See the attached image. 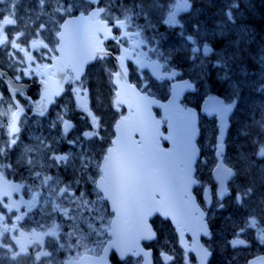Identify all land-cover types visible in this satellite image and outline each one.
Listing matches in <instances>:
<instances>
[{
  "label": "flooded vegetation",
  "instance_id": "1",
  "mask_svg": "<svg viewBox=\"0 0 264 264\" xmlns=\"http://www.w3.org/2000/svg\"><path fill=\"white\" fill-rule=\"evenodd\" d=\"M84 1L87 4V0ZM215 1L216 0H189L190 8L187 9L188 12L186 11L184 15L189 20V22L184 24L185 35H179L177 33L172 35L174 30L182 31L180 30L181 27L176 26L169 32L168 36L165 37L174 39L183 38L186 42L191 43V41L186 39L187 35L191 34L194 38L203 43L204 38H202L201 33H208L206 37L207 42L216 47L215 53L209 56L211 59L210 82L212 88H218L222 85L217 77V68L212 66V63L218 57V53L223 52L224 50H231L236 55L240 54L244 49L245 40L249 39V46H257L261 50V55H264V0H239V7L232 10L235 15V24L229 23L225 19L227 5H229L228 3H231L232 0ZM9 2L12 4V12H14L10 16L17 21L14 26H4V34L9 35L10 38L20 35L21 33L31 36L33 30H38L37 25L43 24L49 28V26L46 25L47 23L49 24V17H46L45 21L41 23L36 21L37 18L30 20L28 24L25 23L24 18L22 19L23 21L19 20L20 17L18 16V13L28 11L31 15L33 7H41L38 6L37 3L33 4L35 0H3V3H0V13L9 15V12L3 9V6L7 5ZM177 3H179V1H177ZM53 6L54 4L52 6H47L46 4L42 7L46 10H50ZM81 11H83V8L74 9L71 15H77L78 13H81ZM118 14H120V11H118ZM66 17L67 16L63 17L59 24H62ZM191 21L195 22L194 25L200 26L199 31H193V33L191 32V29L189 28V26L193 25ZM0 23H2V21H0ZM221 23L226 26V36L219 38L214 37L212 33L217 30V25ZM99 26L102 27V25ZM136 26L137 24L133 23V25L127 29V31L131 33H135L137 31L141 32V35H133L128 40L123 42V48L128 49L127 53H124L122 48L118 47L115 41L112 39H103V35H101L103 45L101 44L100 46L105 48L109 53H111V55L106 56L104 59H96L95 62L87 67L86 72L79 76V81L76 80V74L72 70H68L65 89L60 96L57 95V87L59 86V83H55V78L58 74L52 66L55 58H51L47 54L40 56L38 55L36 49H29L33 60L27 61L24 52H17V50L11 49L10 47L4 48L3 46H0V67L5 71L3 75H0V84L8 93L13 105L11 123L8 124V126L10 127L13 125L12 114L16 109L15 102L18 101V103L21 104L22 108L26 111L25 116L20 123L19 132L16 134L17 143L9 148L8 141H10L13 137L10 135V132L7 136L3 130V127L6 126L7 122L0 109V147H3L5 151L4 158L0 159L5 168V172L0 169V180L5 177L19 181L23 185V188L13 195H5V191L0 192V200L3 201V204L19 205V211H16L14 207L12 212H8L7 209L0 207V214H4L6 217H11V219H7L6 222L10 227L15 225L16 230L10 231L7 235L17 237L19 242L21 238H26V225L30 221L24 218L26 215H23L22 219L19 221L16 220V217L21 216L22 213H27V215H33L35 213V207L33 206L29 209L24 202L32 201L34 193H38L40 200L38 203L39 210L41 208L46 210L49 209L52 204H49L48 201L57 204L55 199H45L46 192L41 186H39V190L31 193V181H35L37 184H41V182L36 178V176L30 175L31 178L27 177L30 169H27L29 165H27L25 161L29 159L34 161L36 156H38V159L43 162L45 169H47L48 174L53 177L54 181H56L55 187L58 191L60 188L73 183L75 185V189L71 190L69 188V190L74 192L76 195L79 196L80 193H84L85 197L89 198L92 195H97L96 186L93 184V180L95 179L98 181L100 173L96 167V163H102L103 157L107 153V149H109L112 145V140L115 135V121L118 117L126 113V108L124 106L121 105L118 108L116 107V87L114 85V77L110 76V72L118 71L121 68L129 74L130 80L136 83L141 90L166 100L169 95V92L167 93L169 86L176 79L157 81L151 76L149 70H142L136 65V61L143 57H146L149 60L161 59L166 65L167 71L172 70L175 67L182 68L184 70V74L180 78H189L195 82L197 90L195 94L189 93L185 96L183 101L185 107H194L200 111L205 97L213 95L222 96L219 94L220 91L216 94L214 90L210 93H203L204 81L200 78V76L198 77V73L193 70V66L198 59H191V50L190 53H186L187 55L184 56L185 59H182L181 64L168 66L156 53V51L152 50L156 49L154 46L155 42L150 40L151 38L148 39V37H144V33H146L144 31L145 28L141 26L137 28ZM109 27H111L110 24ZM241 27L244 29L250 27V33L244 34V29ZM51 30L52 33H54L56 30L55 26L52 27ZM120 31L122 32L124 30ZM52 33L47 31L42 32L40 38L49 37L50 40L55 41L56 37ZM116 34L119 33L117 29L113 28L112 35ZM252 39H256V41H253ZM233 41L239 43V45H233ZM45 42L49 41L45 40ZM21 46L23 48H28V45L26 44H22ZM57 55L58 54H54L55 57ZM118 56H125L122 64L116 59ZM10 57H12L15 61L8 60ZM21 57H24L27 61L23 64V66L22 64L17 63ZM258 62L259 65L253 63V66H249L252 70L250 72H257L258 70L261 71L262 68H264V63H261L260 60H258ZM244 63L245 62H242V64ZM45 65H47V67H45ZM23 67L24 69L27 67L28 71L30 73H35V75L28 77L20 75L24 71ZM237 67L238 62L237 65H235V68ZM14 69L16 71V75H20V79L18 81L14 79ZM237 73L238 72L234 71L232 73L233 77L236 76L238 78L239 76ZM14 84L18 86V89L17 87H13ZM81 85L83 87H80ZM73 88H77L79 90V94H74L72 91ZM52 93L55 94L54 101L51 104H48L50 98L47 96L45 97L44 95ZM112 95H114L115 100V111L118 112L116 114H112L115 112L111 104ZM44 103L47 105L46 108ZM80 104H84L86 106L87 113L79 108ZM41 112H43V115H40ZM156 112L159 116L161 115L160 109L157 108ZM117 114L119 116L113 121V116ZM58 116L67 120L71 125L66 138H61V134L63 132L62 123H57L55 128L51 127L52 122L56 121ZM92 117L96 118L95 123L97 124L99 135L93 137L91 140L81 138L80 145H82V147L79 145L68 144L66 140L75 139L84 131H92ZM208 120H213V118L206 114H201L199 116V125L201 129L198 143L201 148V157L197 164L198 174H200V167L207 156V145L205 144L204 137L207 130ZM38 137L45 138L47 143L57 149L56 154H75L81 151L88 152L93 158V163L90 165L87 174L81 173L79 159L73 161L71 166H51L44 151L37 150ZM53 140L56 141L55 144L52 143ZM164 144L166 145L167 143L164 142ZM26 147L32 148L33 151L26 153ZM21 165L23 166L21 167ZM24 177L27 178L24 179ZM236 178H238V175ZM59 180H61V183H58ZM78 183L80 184L77 185ZM203 187L204 185L201 183L197 189L198 198L202 207L209 212L211 233L210 235L203 236L202 241L212 252L209 264H226L227 258L221 254V248L217 243H215V241H213L218 227L221 225L219 222H216L213 216V208L216 203L214 193L215 188H207L206 186V189H210L212 191L214 197L213 205L208 206L204 193L202 192ZM88 192L89 194H87ZM234 193L236 194L235 190L230 188V191L225 197L233 195ZM106 208L110 211V206L107 201ZM42 214L45 213L43 212ZM154 224L158 233L157 238L152 243L155 264L198 263V256L200 255L195 250H187L182 247L179 235L169 221L163 220L161 217H156ZM3 226V223H0V231L3 230ZM262 229H264V224H261L259 227L256 226L255 229L247 232V235L240 234L239 238L245 241V245H240L236 248L229 245L227 249L224 248L222 250H225L230 254L236 250H247V256L244 258L242 263L240 262V264H247L249 260L251 258H255V256H264V241L257 238ZM21 233H23V235H21ZM3 238L4 237H0V242ZM186 238L187 246L190 248L193 247V237L190 234H187ZM234 238L236 237H230L229 241ZM64 240L65 238L60 236V243ZM109 240L110 236L107 242ZM165 256H171V261L165 260Z\"/></svg>",
  "mask_w": 264,
  "mask_h": 264
},
{
  "label": "snow or ice",
  "instance_id": "2",
  "mask_svg": "<svg viewBox=\"0 0 264 264\" xmlns=\"http://www.w3.org/2000/svg\"><path fill=\"white\" fill-rule=\"evenodd\" d=\"M0 3H3V0H0ZM52 6L53 4L56 7L53 8V14H59L62 16H70L73 10L77 7L76 3L69 4L68 0H37L38 6ZM152 7H158L156 0H153ZM80 7H83L80 16L73 20H68L63 24H57L55 26L56 30L52 33L51 29H48L45 25H37L38 30H33L31 36L21 33L13 38H10L9 35L4 34V26L16 25L17 21L14 18H11L10 15H4L0 13V46L4 48H11L17 50V52H24L27 61H32L33 57L30 54L29 49H36L38 55L43 56L47 54L51 58H55L54 54L63 53L65 51L66 45L69 43L71 47L68 51L69 59L74 64H82L83 57L81 55L83 50V38L87 37V47L89 49V56L91 59H104L106 56L111 55L105 48L101 47L102 44L101 35L103 39H112L116 42L118 47H121L124 53L128 52L127 48H123V42L128 40L131 36L141 35L140 31L131 33L127 31L133 25V19L131 13L133 8H130L124 4L119 5L121 15L117 16L114 14V9L117 8V5L114 3V0H87V4H81ZM136 7L140 8V12H145L144 6L137 5ZM239 7V0H232V2L227 5L225 11V19L232 24H235V17L233 15V9ZM190 8L189 0H180L174 7V10L168 13L167 19L163 21L164 24L169 27L175 28L179 25L183 28V24L177 20V12L184 9ZM11 11V10H9ZM140 13H137L139 15ZM102 18V19H101ZM97 22V27L93 28L92 23ZM109 24L111 27H109ZM99 25H102L100 27ZM139 28V26H136ZM149 27H154L149 25ZM117 29L119 34L112 35V29ZM199 25H193L194 31H199ZM64 29V31H61ZM124 30V31H120ZM50 32L55 35V41L50 40L49 37L40 38L42 32ZM244 34H248L247 29H244ZM181 35H184L181 32ZM208 33H201L203 43H200L193 35H187L186 39L191 41L193 47L191 48V53L194 55L191 57L193 60L200 59L199 55L202 54L203 59H207L210 55H213L216 51V47L207 42ZM214 37H224L226 36V26L221 23L217 25V30L212 33ZM35 37V38H33ZM48 40L49 42H45ZM19 41V42H18ZM26 44L28 48H23L21 45ZM51 44V46H50ZM233 45L236 44L235 41L232 42ZM43 50V51H41ZM156 51V49H152ZM235 55H221L217 57L215 62L212 63L214 68H221L223 78L225 80L230 79V69L231 64L236 60ZM116 59L122 64L125 56H118ZM24 57L17 62L19 64H25L27 62ZM260 62L264 63V55H261ZM203 60H201V67H203ZM30 67V65H29ZM47 67V65H45ZM3 75V74H0ZM23 76L35 75V73H30L26 67L24 71L20 74ZM20 75H16L14 69V79L18 81ZM66 75V73L64 74ZM122 75L121 71L110 72V76L120 78ZM176 75L175 72L172 73V77ZM63 79V75L61 76ZM171 78V77H170ZM79 75H76V80L79 81ZM17 87V85H13ZM80 87H83L82 85ZM180 87V86H177ZM183 87L191 88L193 87L190 83H185ZM264 91V86H261L259 89ZM74 94H79L77 88L72 89ZM237 91L234 87L233 96L237 95ZM119 97V93H116ZM176 95H179L177 93ZM126 101L120 100L117 98L116 105L117 107L125 104ZM173 107L171 109L172 115L170 117L171 123L170 127L174 131L178 132L177 136H168L163 137L164 139H171L173 143L174 150L164 151L160 149L158 140L160 139L161 134L158 133L156 125L159 124V121H155L154 118L147 114L145 118L141 121H134L131 123L130 127L132 132L139 133L140 139L135 140L131 138L129 134L127 139H122L118 148H109L107 149V154L103 157L102 163H96V167L100 173L99 181L93 180V184L96 186L97 198L104 200H111L114 207L112 212L114 214H119L122 209H126L133 215L138 214L137 230L142 233H148L144 235L145 239L154 238V233H150L147 228V216L152 212H160L164 216H168L169 213L166 210H163L161 207H153V204L157 202V196L160 197L161 201H167L168 205L172 207H181L186 208L188 201L186 197L188 196L189 186L196 183V180L189 174L191 172V163L193 156L195 154V148L193 145V134L195 132V126L193 124L192 113L188 110L181 108L178 104H175V101L172 102ZM235 105V100L232 103H224L223 100L213 99L212 103L208 109L209 114H215L223 120L225 114L230 112ZM19 108V106L17 105ZM164 107L168 108L169 106L165 105ZM79 108L87 113V108L84 104H80ZM144 111L147 113V106L145 105ZM19 112H23L22 108H19ZM13 117L17 116V113L14 112ZM43 115V112L40 113ZM90 115V114H89ZM96 118L92 117V131H84L75 139L66 140L70 145H80L81 138L85 140H91L93 137L99 135L97 124L95 123ZM124 121H128V117H123ZM57 123L63 124V132L61 138H66L68 131L71 128V125L67 120H64L61 116H58L56 121H53L51 124L52 128L57 126ZM150 125L155 126V132L150 136L146 134V129ZM253 125L259 129L261 134H264V106H261V119L255 120L253 117ZM119 127V125H117ZM10 135L13 137L8 141V147L17 143L16 134L19 132V128L15 125L10 126L9 128ZM222 134V133H221ZM247 134V133H245ZM38 149L43 150L47 159L50 162L51 166L59 167L61 165L71 166L72 162L79 159L80 161V171L82 174H87L90 165L93 163V158L86 151H81L79 153H69V154H56L57 149L53 148L52 145L46 142L45 138L38 137ZM56 143L55 140L52 142ZM114 144L116 142H113ZM252 144L255 148V151L250 155H255L258 159H264V139L255 137L252 140ZM217 148L220 147V144L217 143ZM33 149L26 147L25 152L30 153ZM118 152V156H114L113 153ZM250 155L241 154V159L247 162V167L244 169L245 172H248L251 167H256L254 162L250 159ZM5 156V151L3 147H0V159H3ZM175 158H179L183 167H180L175 163ZM26 163L31 168L36 167L37 162L33 160H27ZM179 169L180 174L177 175L175 169ZM259 179L261 182H264V166H261ZM37 179L40 180L41 185L48 186V182L53 178L47 175H43L42 172L33 173ZM154 177L160 185L159 191L147 192L143 191L144 186L148 179ZM231 169H227L224 172V175L220 178L221 186L224 183V177H235ZM256 185L254 182H249L246 185H236L235 187V202L237 205L245 208L248 211L247 217L243 218V223L237 224L233 221V227L238 231H234L233 240L229 241V244L236 248L240 245H245V241L239 238V233L246 231L249 228L256 227L260 224L261 220H264V196H260L256 200V207H250L246 201L250 200L255 191ZM50 193H55V188L49 189ZM59 197H63L70 201V203L75 205L76 212L75 214H70L69 208H61L59 204H52L51 211H47L44 208H41L40 211L44 212L45 215L51 217L53 212L61 213L63 216L68 217L70 220L75 221L77 216H80L88 223L90 232L96 233L99 235L102 232H111V235L116 237L114 241L109 245V247H116L121 244V228L114 221L107 222L105 226V217L99 214V209H96V214L91 215L95 207V202L89 201L84 193H80L77 196L75 193H72L69 190V186H65L59 189ZM142 199V203H141ZM223 199V196H220V200ZM39 194L34 193L32 201L24 202L26 206L31 209L33 204H38ZM50 203V202H49ZM92 207H89V205ZM218 206L223 208V204L219 203ZM0 207L7 209L8 212H12L15 207L16 211H19V205H9L3 204V201L0 200ZM90 213L88 217L83 216V211ZM23 215L27 213H22L21 216H17L16 220L19 221L22 219ZM11 219V217H6L4 214H0V223H3V230L0 231V237H6L3 242H0V256H5L10 259H15L21 253L26 252V249L23 245H20V250L15 251L16 245L19 244V240L15 236L7 235L10 231L16 230V226L12 225L11 227L7 224L6 220ZM99 220L101 227L97 229L92 221ZM59 225H55L49 230L37 232L35 229L32 230L31 234L35 237L32 240V243L37 247H41L44 243V237H51L55 240L58 248H64V244L60 243V232L57 230ZM77 231H81L78 224L73 225V231L65 233L64 235L72 237L76 234ZM23 235V233H21ZM210 235V234H209ZM258 239L264 241V229L258 234ZM107 251V249H104ZM207 251V250H205ZM211 255V253H208ZM52 253L41 250L35 254V260L39 261L42 257L48 258L51 257ZM121 258L123 259V253ZM101 259H103L101 257ZM165 260L171 261V256H165ZM68 264H74V262H68ZM139 264V262H137Z\"/></svg>",
  "mask_w": 264,
  "mask_h": 264
},
{
  "label": "rangeland",
  "instance_id": "3",
  "mask_svg": "<svg viewBox=\"0 0 264 264\" xmlns=\"http://www.w3.org/2000/svg\"><path fill=\"white\" fill-rule=\"evenodd\" d=\"M177 1L180 2V0H173L170 3L169 0H164V1L156 0L158 7H152L151 5H153V0H143L140 3H138L137 0H133L130 3H128L125 0H114V3L117 5L116 9L118 11H120L119 5L121 4L133 8V12L131 13L133 22L138 26L144 27L145 30L148 32V35L151 38L150 40H153L155 42L154 46L156 48V53L159 56H161V58H163L168 65L172 64L175 66L182 63V60L179 58L181 57L184 60L185 59L184 56L190 53V50L193 47L192 43L186 42L183 38H177V39L169 38L167 42H162L165 40V37L168 36L169 32L174 29L164 24L163 21L167 19L168 13L174 10ZM68 2L69 4L76 3L77 7L75 9L83 8L80 7L81 4L86 5L84 0H68ZM36 3L37 0H35L33 4ZM141 4L144 6L146 10L143 13L140 12L139 7H136L137 5H141ZM54 7H56L55 4L50 10H46L44 7H40V8L33 7L31 15L28 13V11L24 13H18V16L20 17L19 20H22L24 18L25 23L28 24L30 20L37 18L36 21L41 23L45 21L46 17H49L50 18L49 24L47 23L46 25L49 26V28L51 29L52 27L59 24L62 19L61 15L53 14ZM3 9L8 11L9 15H12L14 13L12 12L11 2H9L7 5H4ZM116 9H114V14L121 15V12L120 14H118V11ZM186 11L187 9L177 12V20L183 24V28H180V30L182 31L174 30L172 35H174L175 33L181 35V32H183L185 35L184 24L189 22V20L184 16ZM137 13L140 14L137 15ZM196 21L199 22L198 20ZM191 22L193 25L195 24V22L193 21ZM149 25H153L154 27H149ZM193 25L189 26L192 33L194 31ZM177 27L180 26L177 25ZM241 28L244 29L243 27ZM250 29H251L250 27H247L248 33H250ZM252 40L256 41V39H252ZM236 45H239V43L236 42ZM191 55L193 56L194 54L191 53ZM196 55H199L200 59H198V61L195 62L193 66V70L196 71L198 73V77L200 76V78L204 81L203 93H210L214 90L215 93L217 94V92L220 91L219 94L224 96L226 103H232L233 100H235V104L238 111L231 120L234 122V126L229 128V130L230 129L231 130L228 133V138L225 146V154L223 159L227 166L232 167L236 170L238 175V178H235V180L232 181V184L230 185L231 189L235 190L236 185H246L249 182L255 183L256 188L254 194L250 198V200L246 201V203L249 204L250 207H256L255 202L257 198L260 196H264V182H261V180L259 179L260 176L259 169L261 165L264 166V159H258L255 155H250V154H252L255 151V148L252 144L253 138L259 137L261 139H264V134H261L259 132V129L253 125V117L255 118V120L261 119V106H264V97L262 96L251 97L249 96L250 94L247 93H253L254 89L250 87H257L259 84H261L263 80L264 70L259 71L262 77L261 78V77H257L258 75L255 76L251 75L250 71L252 70L249 68V66H253V63L259 65L258 60H260L261 50L257 46L250 47L249 39H246L244 49L240 54L236 55L231 50L228 51L224 50L223 52L218 53L217 54L218 57L221 55H235L237 57L235 62L231 64L230 79L225 80L223 78L222 69L217 67V77L219 78V80L220 79L225 80V83L223 82L222 85L219 86L218 88L211 87V82H210L211 59L208 57L205 60L203 59L202 54H196ZM8 60L15 61L12 57H10ZM201 60H203V64H204L203 67H201ZM237 62H238V67L235 68ZM242 62L245 63L242 64ZM234 71L235 72L242 71L244 72L245 76L241 74L239 78H237L236 76L233 77L232 73ZM246 74H248V76H246ZM242 78L244 79L242 80ZM234 87L238 93L235 97L233 96ZM248 89L249 91L247 92ZM169 90L167 91V93L169 92ZM111 104L113 110L115 111L116 108H115L114 95H112ZM0 109L2 115L6 118L7 123L6 126L3 127V130L5 131V134L8 136L9 128H10L8 124L11 123V113L13 110V105L8 93L4 90L1 84H0ZM116 113L118 112L115 111L112 114H116ZM212 118L213 120L207 121V130L204 137L205 144L207 145V149H206L207 156L200 167V176H202V182L204 185L203 189H206V186L207 188L208 187L215 188L214 193L216 197V201H215L216 203L214 204V208H213L214 209L213 216L216 222H219L221 225L218 227L217 233L215 234L213 241H215V243H217L218 246L221 248V254L225 258H227L226 264H240V262L242 263L244 258H246L248 252L247 250H236L235 252L230 254L222 249L228 248V246L230 245L229 244L230 237L234 236L233 235L234 231H238L233 227V221H235L237 224L243 223V218L247 217L248 211L245 208L236 204L235 193L227 197L224 196L222 200H220V197H218V184L213 178L212 171L218 161L216 157V148H217L216 145L218 143L219 125L216 117H212ZM241 154L250 155V159L254 162L256 167H251L248 172H245L244 169L247 167V162L241 159ZM34 161L37 162L36 167L31 168V171L27 175L28 178H31L30 175L35 176L33 173L38 171L42 172L43 175L50 176L47 172V169H45L43 162L40 159H38V156H36ZM22 166L23 165H21V167ZM28 168L30 169V166H28L27 169ZM0 169L4 170L5 172L4 165L2 164L1 161H0ZM27 177H24V179ZM243 177L245 178V180ZM0 182H2V180H0ZM55 183L56 181L52 179L48 182V186H43L39 183L37 184L35 181H31V193H34L37 190H39L40 189L39 186H41L42 189L46 192L45 199L47 200L55 199L56 203L59 204L61 208H65V207L69 208L70 214H75L76 212L75 205L70 203L69 200L58 196L59 191L55 187ZM58 183H61V180H59ZM79 184L80 183H78L77 185ZM68 186L71 190L75 189V185L73 183H70ZM50 188H55L56 192L50 193L49 191ZM87 194H89V192ZM86 198L91 202H95V207L91 215H95L96 209H99V214L105 217V226H107V222L111 221L113 216L110 213V211H108V209L106 208V203L103 201V199L98 200L97 195L94 196L92 195L90 197L93 199H90L89 197ZM49 202L50 201H48V203ZM219 203H222L224 205L223 208H220L218 206ZM49 204H54V203L50 202ZM89 207H92V205L90 204ZM51 208L52 205H50V208L47 209V211H51ZM81 211H83V209H81ZM42 213L43 212H39L36 216L37 218L34 217L32 221L26 225L25 233L27 235L33 236L31 234L33 229L39 231L49 230L52 227H54L55 226L54 224L59 220L61 221L60 223L62 225L65 224V226L66 225L71 226L70 229L71 231H73V225L78 224L81 231H77L76 234L72 237L65 236V240L62 242L64 244V248L62 249L58 248L57 244H55V246L53 244H50V246L44 248L37 247L36 249H33L34 251L32 252L30 258L25 260L22 256H17L13 260L14 264H62L64 256L77 257L86 252L100 253L104 245L106 244L107 240L109 239L108 232H102L99 235L90 232L88 223L80 216H77L76 220L73 221L58 212H54L51 215V217ZM60 214L62 215L61 218H60ZM89 215L90 213H88L87 211H83L84 217H88ZM92 223L97 229L101 227L99 220L92 221ZM261 224H264V220H261L260 224L257 225V227H259ZM36 225H38L39 228H37ZM252 229H255V227L249 228L246 231L239 233V235L240 234L247 235V232L251 231ZM53 248L54 251H57L58 253L60 252V254H56L48 258L42 257L39 261L35 260V254L37 252L44 250L49 253H53L51 251ZM8 259H9L8 257L0 256V264H11V261H9ZM137 262L140 263V260L138 261L137 259H130L124 262L123 264H137Z\"/></svg>",
  "mask_w": 264,
  "mask_h": 264
},
{
  "label": "water",
  "instance_id": "4",
  "mask_svg": "<svg viewBox=\"0 0 264 264\" xmlns=\"http://www.w3.org/2000/svg\"><path fill=\"white\" fill-rule=\"evenodd\" d=\"M72 20V19H70ZM69 39L70 38H67ZM68 46L71 47V44L68 43ZM85 50H82V57H83V63L82 64H74L70 61L68 53L66 51H64L63 53L60 54V56L58 57V61L56 62V64H63V66L60 65V67H63V70H65L68 67H80V68H85L86 65L93 61L94 59H91L89 56V49L87 47V45H84ZM137 64L139 65V67L141 68H147L149 67L152 74L157 77V78H162L164 76H168V75H164L162 76L159 72L158 66H152L151 64H148L144 61H137ZM122 75L120 78H116L115 77V84L117 85V92L119 93V98L120 100L126 101V103L124 104L127 108H128V121H124L123 117H121L116 125H115V130H116V136L113 140V142H116L115 144L113 143V146L110 148H118L119 144L121 142L122 139H127V136L130 134L132 139L135 140H139L140 136L139 133H135L132 132L131 130V123L134 121H141L145 118V116L147 114H150L155 121H159V124L156 125V128L158 129V133L161 134L160 139L158 140V144L160 149L164 150V151H170V150H174L173 147V143L171 139H166L167 141L170 142V146L169 147H164L163 146V137H168V136H177L178 132L174 131L173 128L170 127V117L172 115V107L173 105V101H175V104H178L181 108L184 109V107L181 105V99L183 98L185 92L187 91V87H183V85L186 83L185 81H179L176 83L175 87H173L172 89V95L171 98L167 101V102H161L157 99H153L151 97H149L147 94H143L141 93V91L130 82L128 74L126 71H123L121 68L120 70ZM59 73L61 74V72L59 71ZM180 86V87H177ZM61 87V84H59V86L57 87V89H59ZM116 92V93H117ZM177 93H179V95H176ZM213 99H218V98H208L205 103H204V111H208L212 100ZM222 100V99H220ZM145 105L147 106V113L144 111V107ZM160 106L163 110V118L167 120V132H164L163 130V125L164 122L162 120V118H157L154 110H153V106ZM165 105L169 106L168 108L164 107ZM44 106L46 108V103H44ZM231 111L228 112L227 114H225L223 120L219 118L220 121V125H221V135H220V147L219 150L217 152V156L220 159V162L218 164V166L215 168L214 170V177L217 180V182L219 183V191L220 192H224L227 191V182L231 179V177L225 176L224 177V183L223 186H221L220 183V178L222 175H224L225 170L227 169H231L228 168L226 165L223 164L222 161V152H223V142L226 138V134H227V127H228V117L230 115ZM192 118H193V124L195 126V132L193 134V145L195 148V154L193 156L192 159V163H191V172L189 173L195 180L196 183L192 184L189 186L188 189V196L186 197V200L188 201L187 207L186 208H181V207H172L170 205H168L167 201H161L160 197L157 196V202H155L153 204V207H161L163 206V210H166L169 215L168 216H164L162 215L160 212H152L149 216H147L146 220H147V228L149 230L150 233H154V238L156 237V231L154 230L153 224L151 222L152 218H154L156 215H159L161 217H163L164 219H169L171 220V222L173 223V225L177 228V231L180 234L181 237V242L183 244V246H186L184 243V237H185V231L184 228H187L186 231H188L189 233H192L194 235H196L197 239H199V241L196 242L195 244V248H197L198 245L201 244L200 241V236L201 234H207V232L209 231V227H208V222L205 220V216H203V220L202 221H197L196 220V214L201 212L200 211V207L198 205L197 202V198L196 195L194 194L193 190H194V186L197 184V179L195 178V173H196V162L197 159L200 155V149L199 146L197 144V138H198V134H199V125H198V117L197 115L192 114ZM117 125H119V127H117ZM155 132V126L154 125H150L148 129H146V134L148 135H152ZM137 135L139 136L137 138ZM114 156H118L119 153L115 152L113 153ZM175 163L177 165H179L180 167H183V163L179 158H175ZM233 171V169H231ZM176 174L179 175V169H175ZM150 176V174H149ZM160 189V185L159 182L154 178L151 177L148 179V181L146 182L143 191H147V192H152V191H159ZM208 197H210V193L207 192ZM110 203V207L111 210L114 207V205L112 204L111 200H108ZM141 203H142V199H141ZM115 223H117L120 228H121V241L122 243L117 245L116 247H109V245L112 243V241H114L116 239V237L111 235V232H109V234L112 236V239L107 243L105 249H107V251H103V253L99 256H92V255H85L83 257H81L79 260H75L74 264H113V262L110 259V255L111 252L113 250H115V252L118 254L119 258L121 260L126 259L128 256H135V257H143V262L141 264H154L153 261V250L152 249H148L144 246V242H150L152 240H154V238L152 239H145L143 238L144 235H147L148 233H142L139 232L137 230V222H138V214L137 215H133L130 212H128L126 209H122V211L119 214H114V218L113 220ZM197 230L199 231L198 234H196ZM199 242V244H198ZM194 248V249H195ZM123 253V259L121 258ZM101 257L103 259H101ZM209 259V255L208 253L206 254V257H204L202 259V263L201 264H207V261ZM73 262V261H70Z\"/></svg>",
  "mask_w": 264,
  "mask_h": 264
},
{
  "label": "bare ground",
  "instance_id": "5",
  "mask_svg": "<svg viewBox=\"0 0 264 264\" xmlns=\"http://www.w3.org/2000/svg\"><path fill=\"white\" fill-rule=\"evenodd\" d=\"M216 1H217V0H216ZM216 1H215V2H216ZM215 2H214V3H215ZM216 6H217V5H216ZM244 78H245V77H244ZM244 78H242V80H243ZM256 78H257V77H256ZM256 78H255V79H256ZM240 79H241V78H240ZM252 79H253V78H252ZM250 80H251V79H250ZM252 81H253V80H252ZM252 85H253V84H252ZM253 86H254V85H253ZM248 91H249V89L247 90V92H248ZM258 165H259V164H258ZM261 166H262V165H261ZM258 172H259V171H258ZM5 261H6V260H5ZM6 263H7V262H6ZM8 263H9V262H8Z\"/></svg>",
  "mask_w": 264,
  "mask_h": 264
}]
</instances>
